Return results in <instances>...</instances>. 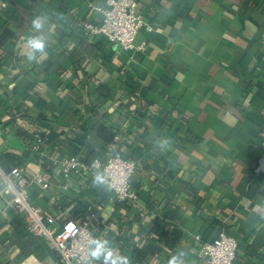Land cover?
I'll return each instance as SVG.
<instances>
[{
	"label": "crops",
	"instance_id": "obj_1",
	"mask_svg": "<svg viewBox=\"0 0 264 264\" xmlns=\"http://www.w3.org/2000/svg\"><path fill=\"white\" fill-rule=\"evenodd\" d=\"M104 1L0 0V157L42 161L50 186L28 199L60 220L93 205L98 264H205L220 231L237 240L232 264H264V0H141L132 50L82 29ZM108 152L136 162L135 202L52 165ZM0 264L62 263L6 209Z\"/></svg>",
	"mask_w": 264,
	"mask_h": 264
},
{
	"label": "built area",
	"instance_id": "obj_2",
	"mask_svg": "<svg viewBox=\"0 0 264 264\" xmlns=\"http://www.w3.org/2000/svg\"><path fill=\"white\" fill-rule=\"evenodd\" d=\"M140 1L105 0L90 4V13L98 12L101 19L98 23L84 22L82 29L89 36L100 35L123 50H132L136 48L135 35L144 25L142 14L137 10ZM44 143L43 139L35 138L30 148L39 153ZM52 165L59 169L63 180L84 175L98 180L111 191L116 202L128 204L137 199V189L131 182L137 164L134 160L121 157L117 152H108L104 158L92 157L88 160L70 155L56 158ZM254 172L264 174V154L259 157ZM0 176L5 181L2 194L9 197L4 206L0 205V216L6 209L13 210L14 214L21 217L28 232L44 236L50 242L62 264H98L91 252L94 242L91 222L97 215L92 204L81 206L80 217L70 216L60 220L55 213L40 209L30 202L26 191L30 184L37 185L41 191L50 186L40 159L35 167L25 163L9 171L0 169ZM50 199L55 202L53 197ZM237 247V240L233 236L220 231L212 241L201 243L200 255L205 264H232Z\"/></svg>",
	"mask_w": 264,
	"mask_h": 264
},
{
	"label": "trees",
	"instance_id": "obj_3",
	"mask_svg": "<svg viewBox=\"0 0 264 264\" xmlns=\"http://www.w3.org/2000/svg\"><path fill=\"white\" fill-rule=\"evenodd\" d=\"M104 134H105L104 139H106V140H110L113 137L112 133L110 134V132L108 130H105ZM35 138H41L45 142L46 141L48 142V139L46 137L36 136ZM5 162H7L8 164H5ZM0 165H1L0 167L3 171H9L11 168L19 166L20 164L13 155L5 154L2 157H0ZM217 234H216V236H217ZM216 236H214L211 240H208V241H212Z\"/></svg>",
	"mask_w": 264,
	"mask_h": 264
}]
</instances>
